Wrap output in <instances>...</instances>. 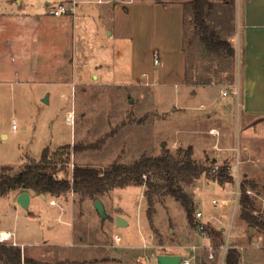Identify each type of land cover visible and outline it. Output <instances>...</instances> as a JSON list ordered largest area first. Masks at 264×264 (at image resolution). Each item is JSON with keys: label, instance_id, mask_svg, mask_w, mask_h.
Returning a JSON list of instances; mask_svg holds the SVG:
<instances>
[{"label": "rangeland", "instance_id": "374dc122", "mask_svg": "<svg viewBox=\"0 0 264 264\" xmlns=\"http://www.w3.org/2000/svg\"><path fill=\"white\" fill-rule=\"evenodd\" d=\"M34 2L42 7V0ZM53 4L55 0H51ZM83 7L98 8L80 4L75 11V72L87 83L69 87L65 95L50 90L48 103L41 101L49 91L44 92L43 86L1 87L0 167L10 166V173H15L28 158L39 160L48 131L50 145L72 142L70 146L79 147L58 177L71 176L75 165L104 171L113 163L131 164L163 153L182 160L184 151L180 150L190 146L192 160L205 171L196 178L187 177L181 187L193 201V220L223 228L224 244L215 248L209 237L189 224L179 201L145 183L101 194L107 218L100 216L89 196L74 194L73 235L66 223L69 215H59L58 208L49 205L51 196L32 194L30 206L24 209L13 203L10 195L14 192H10L0 197V229H15L17 236L12 231L11 238L0 243L19 247L20 264H26V259L48 264H156L157 255L164 252L193 255L192 264H224L230 246L239 251L241 264H264V227L245 219L241 204L245 194L246 210L264 221V116H239L238 89L231 83L239 70L236 57L207 64L205 55L197 50L202 83L185 89L162 85L156 79L150 82L144 73L154 75L158 66L146 50L172 34L156 26L157 30L146 31L145 14L132 11L131 20L119 22L120 26L132 24V39L116 40L106 28V19L92 15L94 18L83 22L79 12ZM131 58L132 80L128 76ZM204 83L191 100L181 95ZM69 112L73 119L66 124ZM224 154L222 162L218 156ZM222 166L231 174V181H218ZM62 197L61 201L68 200L67 195ZM31 210L36 216L28 214ZM117 216L125 218L127 225L117 226ZM0 264L6 263L0 259Z\"/></svg>", "mask_w": 264, "mask_h": 264}, {"label": "crops", "instance_id": "0c3cea01", "mask_svg": "<svg viewBox=\"0 0 264 264\" xmlns=\"http://www.w3.org/2000/svg\"><path fill=\"white\" fill-rule=\"evenodd\" d=\"M34 1L0 0V88L7 85L13 87L16 85L22 87L43 86L46 88L44 92L49 90L47 93L49 102L50 90L65 95L69 87L71 89L73 85L87 83L81 76L76 75L74 62V32L77 19L75 11L78 10L80 4H96L98 8L96 10L89 7H83L79 10L83 22L89 20L90 17L94 18V16L97 20L103 21L106 19V28L111 30L110 34L116 40L127 39L128 37L132 39V24H129L128 27L125 25L120 26L121 19L131 20L132 11L145 14L146 31L149 32L159 28V31L167 34L170 32L172 35L169 38L164 37L161 43L153 44L152 47L147 48L146 51L150 56L157 55L158 63L155 66L158 67L154 75L145 72L144 78L151 80L150 82L156 79L158 83L174 88H185L188 85L200 84L186 83L184 78L186 58L182 49L184 44L183 4L191 0H161V2L155 0H55L56 4L53 5H51V0H42V7L40 8L34 6ZM118 1H121L122 4ZM210 1L214 4L222 3L221 0ZM231 2L234 6V18L233 30L229 40L235 48L236 64L239 68L236 80L232 83L238 89L239 116L244 119L250 115L264 116V0H231ZM59 4L68 7L67 13L51 14L50 10L56 8ZM156 21H158V24ZM153 26H156L157 29ZM130 51L132 53V48ZM132 74L131 58L128 73L131 80ZM206 84H201L198 89L191 88L188 92L183 91L181 95L185 99L191 100L199 89ZM201 105L205 107L203 103H200L199 106ZM65 123L68 124L66 121ZM42 143V148L51 147V149H55L63 146L50 145L51 135L49 131ZM191 145L194 149L195 144L191 143ZM214 145L215 142L212 143L213 147ZM211 155L215 159V166H217L216 157L213 154ZM218 157L223 162L225 154ZM12 192L14 194L10 196L13 198V203L16 204V195L19 191ZM32 194L37 193L30 192L28 207L31 204ZM39 195L41 196V194ZM48 195L45 194V197ZM64 195L68 196L67 201L65 199L61 201ZM49 196H51L50 198L53 197L52 195ZM55 197L57 205H49L57 207L59 215L61 213L69 215L70 219L66 223L70 225V231L73 235L71 204L74 193L67 192ZM64 202L66 206L62 204ZM28 214L36 216L32 210ZM109 216V219L112 220V216L110 214ZM5 229L9 228H1L0 230ZM7 231H13L15 237L17 236L15 229ZM43 241L48 245H59L49 240ZM20 244L23 245V243ZM163 254H179L182 258L184 257L180 252H164Z\"/></svg>", "mask_w": 264, "mask_h": 264}, {"label": "trees", "instance_id": "16d2710c", "mask_svg": "<svg viewBox=\"0 0 264 264\" xmlns=\"http://www.w3.org/2000/svg\"><path fill=\"white\" fill-rule=\"evenodd\" d=\"M155 1L161 2V0ZM221 1V4H214L210 0H191L183 4L184 44L182 49L186 58L184 72L186 83H202L200 65L195 58L197 50L205 55L207 64L235 58V48L229 40L233 30L234 6L231 0ZM189 15L192 16L190 21L187 19ZM202 66L204 69L211 67L210 65ZM78 150V146H70V144L54 150L46 147L39 160L28 158L15 173H10V166H1L0 197L7 196L12 191L28 190L52 196H60L67 192L80 193L89 196L94 201L101 194L113 188L145 183L148 188H160L165 194L179 201L189 224L202 231L199 229L200 222L193 220V201L183 191L180 184L187 177L196 178L205 171L204 167L192 160L190 146L186 150H180L184 151L182 160L175 159L169 153H163L157 156H144L131 164L113 163L104 171L75 165L71 176L58 177L59 172L69 164L72 152ZM144 175L146 176L145 181L143 180ZM217 179L220 182H228L231 181L232 176L227 173L226 167L222 166L217 173ZM247 198L244 194L241 199L243 217L254 225L264 227V221L246 210ZM202 224L203 230L208 232L214 247L221 248L224 244L223 229H213L205 223ZM0 259L6 264H20L19 247L0 243ZM25 262L26 264H48L33 259H26ZM224 264H241L239 251L235 247L230 246L226 249Z\"/></svg>", "mask_w": 264, "mask_h": 264}, {"label": "water", "instance_id": "95a60500", "mask_svg": "<svg viewBox=\"0 0 264 264\" xmlns=\"http://www.w3.org/2000/svg\"><path fill=\"white\" fill-rule=\"evenodd\" d=\"M189 21L192 19V16L189 15L187 18ZM42 101L44 103L48 102V94H46ZM164 146V143L162 144ZM41 197H45L44 194H41ZM16 204L21 206L24 209L28 208L30 202V192L28 190H20L16 195ZM93 207L97 210L101 217L106 218L107 214L104 209V205L100 198L94 200ZM116 225L117 226H125L127 225V220L122 216L116 217ZM182 260V256L179 254H158L156 257V264H180Z\"/></svg>", "mask_w": 264, "mask_h": 264}, {"label": "built area", "instance_id": "2783aa9c", "mask_svg": "<svg viewBox=\"0 0 264 264\" xmlns=\"http://www.w3.org/2000/svg\"><path fill=\"white\" fill-rule=\"evenodd\" d=\"M68 10H69L68 7L65 6L64 4H59V5L56 6V8L51 9L50 12L53 15H59V14H66ZM153 62H154V64L158 63V57H157L156 54H154V56H153ZM222 94H224V95L227 94V91L226 90H222ZM72 119H73V117H72ZM72 119H69L68 115L66 116V122L68 124L72 123ZM12 127H14V124L12 125ZM213 170H215V168ZM215 201L216 200H214V202ZM49 204L57 205V201H56V197L55 196H53L52 198L49 199ZM196 215L200 216L201 213L198 211V212H196ZM199 229L202 230V232H203L205 237H209L208 232L206 230H203V224L202 223H200ZM8 233L9 234L7 236V235L3 234V232L0 231V241H7L8 239H10L11 236L13 235V233L11 231H8ZM114 237H115V239L117 241L120 240V236L119 235H115ZM192 257H194V256L192 255ZM192 257H183L181 262H180V264H192V260H191ZM210 257H211V254H210Z\"/></svg>", "mask_w": 264, "mask_h": 264}, {"label": "bare ground", "instance_id": "6f19581e", "mask_svg": "<svg viewBox=\"0 0 264 264\" xmlns=\"http://www.w3.org/2000/svg\"><path fill=\"white\" fill-rule=\"evenodd\" d=\"M68 116H69V119H72V117H73L72 112H69ZM212 132H215V131H212ZM1 232H3V234H5L7 236L9 234L7 230H2Z\"/></svg>", "mask_w": 264, "mask_h": 264}]
</instances>
